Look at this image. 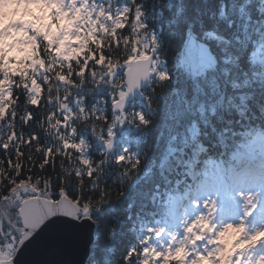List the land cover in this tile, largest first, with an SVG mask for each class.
Here are the masks:
<instances>
[{"label": "snow or ice", "instance_id": "1", "mask_svg": "<svg viewBox=\"0 0 264 264\" xmlns=\"http://www.w3.org/2000/svg\"><path fill=\"white\" fill-rule=\"evenodd\" d=\"M143 15L137 0H0V264H24L31 248L70 245L84 234L89 264H100L91 230L109 194L99 183L104 161L89 156L88 137L111 150L118 123L147 126L143 112L126 111L128 96L142 81L169 79L156 67L164 41ZM185 25L170 39L207 53L213 66L212 45L225 37ZM127 151L114 159L123 177L140 164ZM203 165L185 194L193 214L183 230L143 225L120 264H264V226L248 223L264 204V180L235 169L226 176L223 161L211 157ZM106 234L112 244L99 251L111 264L117 232Z\"/></svg>", "mask_w": 264, "mask_h": 264}, {"label": "trees", "instance_id": "2", "mask_svg": "<svg viewBox=\"0 0 264 264\" xmlns=\"http://www.w3.org/2000/svg\"><path fill=\"white\" fill-rule=\"evenodd\" d=\"M128 2L112 0L113 5ZM137 3L148 31L164 41L156 67L166 71L169 79L163 83L152 79L150 87L129 104L128 113L143 112L149 123H118L114 134L120 140L114 154L106 156L103 141L88 137L89 156L104 161L99 183L101 191L106 188L109 194L95 230L100 264L103 254L99 249L112 244L108 228L117 232L109 259L111 264H120V254L135 243L143 225L158 227L169 218L171 207L189 204L191 197L185 194L193 185V169L200 170L208 157L223 161L226 176L243 162L252 166L246 155L258 153L255 139L264 136V0ZM181 6L187 8L183 16ZM186 20L194 21L197 31L202 26L225 37L218 46L212 45L215 65L200 75L176 66L184 45L169 34L182 32ZM173 21L179 22V29ZM125 70L119 71L123 74ZM129 129L133 131L122 134ZM124 149L140 160L138 169L127 177L121 176L122 169L114 162Z\"/></svg>", "mask_w": 264, "mask_h": 264}, {"label": "rangeland", "instance_id": "3", "mask_svg": "<svg viewBox=\"0 0 264 264\" xmlns=\"http://www.w3.org/2000/svg\"><path fill=\"white\" fill-rule=\"evenodd\" d=\"M4 23H6V21H0V28L3 27ZM210 64H211V60L209 59L207 53L203 52L202 50H200L195 46H188V47L184 46V49L181 52V55L176 62V66L178 68H182L193 75H200L204 73L207 69H210L215 65L214 64L213 66L209 67ZM122 128L123 127H121V130ZM130 131L133 130L129 129L126 131H122V134L125 135L127 132ZM114 136L116 137V145H117L120 138L115 134ZM255 142L257 144L258 154L251 155L248 157V159L249 160L259 159V162L263 166L262 170H264V136L255 139ZM116 145H115V149H116ZM121 154H123V152ZM259 170H256L254 172L249 169L247 170L245 168H241V170H236V171L242 172L243 174H246L249 177H254L253 173H259ZM232 171L233 170L230 169L228 173H230L231 175ZM258 179L259 178H257V180ZM257 183H259V181H257ZM173 202H175V199H173ZM221 209H223V204L221 205ZM192 214H193V210L191 209L190 204L177 208L171 207L169 209V218L166 219L164 223H162V225L160 226L165 227L170 231H182L184 223L192 217ZM228 218L235 219L236 217L230 216ZM248 223L250 227H254V228H259L264 226V204H262L256 210L255 215H253L251 218L248 219Z\"/></svg>", "mask_w": 264, "mask_h": 264}, {"label": "water", "instance_id": "4", "mask_svg": "<svg viewBox=\"0 0 264 264\" xmlns=\"http://www.w3.org/2000/svg\"><path fill=\"white\" fill-rule=\"evenodd\" d=\"M127 69L125 70V72ZM152 79L142 81L139 88L129 94L126 101L125 109L137 97H140L142 92L150 87ZM116 137H113V148L108 150L105 146L106 156L112 154L115 150ZM91 223V222H90ZM96 226L92 227V240L95 241ZM91 245L88 241L87 234L78 238L74 243L58 248H53L48 245H38L31 248L23 257L24 264H60V262H69V264H87L89 259V249Z\"/></svg>", "mask_w": 264, "mask_h": 264}, {"label": "bare ground", "instance_id": "5", "mask_svg": "<svg viewBox=\"0 0 264 264\" xmlns=\"http://www.w3.org/2000/svg\"><path fill=\"white\" fill-rule=\"evenodd\" d=\"M262 167L263 166L260 167L259 173H253L254 177L259 178L257 181L264 180V170H262ZM243 168H245L247 170L248 169L251 170L252 166L250 167V164H248V162H246V164L244 165Z\"/></svg>", "mask_w": 264, "mask_h": 264}]
</instances>
